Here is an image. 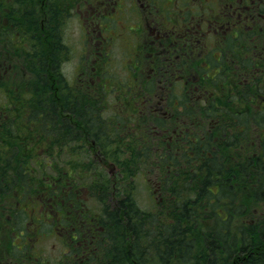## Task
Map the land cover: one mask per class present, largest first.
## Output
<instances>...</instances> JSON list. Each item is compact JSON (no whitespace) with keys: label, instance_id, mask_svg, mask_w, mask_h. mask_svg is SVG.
<instances>
[{"label":"trees","instance_id":"trees-1","mask_svg":"<svg viewBox=\"0 0 264 264\" xmlns=\"http://www.w3.org/2000/svg\"><path fill=\"white\" fill-rule=\"evenodd\" d=\"M35 4L0 0V84L7 87L0 90V264L46 261L34 253L43 230L68 250L49 264H264L262 248L252 246L264 238V73L251 71L247 57L234 68L250 49L246 41L168 55L186 70L165 71L163 63L149 78L140 74L138 89L119 83L104 94L67 80L60 63L69 46L53 34L60 17ZM11 49L22 56L3 51ZM7 52L18 65L9 70ZM103 95L130 107L105 118ZM152 97L157 112L144 105ZM73 127L114 160L115 177L88 151H65ZM104 143L116 148L105 151ZM139 175L155 184L151 205L137 198ZM227 237L259 252L238 262L220 251Z\"/></svg>","mask_w":264,"mask_h":264},{"label":"flooded vegetation","instance_id":"flooded-vegetation-1","mask_svg":"<svg viewBox=\"0 0 264 264\" xmlns=\"http://www.w3.org/2000/svg\"><path fill=\"white\" fill-rule=\"evenodd\" d=\"M35 1L46 3V0ZM49 3L55 6L54 14L60 17L58 32L53 34L61 39V24L66 25L69 18L74 17L79 20V24L81 22L83 32L80 35L89 44V53L83 56V62L91 57V69L79 60L74 73L77 77L74 81L69 80L77 88L84 85L94 92L98 88L106 91V85H110V82L103 72L112 57L109 42L122 40L127 43V39L133 40L129 45L133 46L131 59L134 60V69L141 74L146 72L148 77L160 71L163 63L167 66L165 71L183 72L186 70L185 62L172 63L179 65L172 66L168 55L179 59H183L188 52L204 55L212 40L215 39L216 48L228 37L238 41L241 38L250 47L246 54H238L234 59L236 71L244 66L241 59L247 57L248 62H253L250 65L251 71L264 73V0H143L138 3L140 10L136 13L128 11V0H50ZM63 15H66L65 20ZM128 15L137 18L136 23H127ZM239 30L245 33H239ZM89 41H94V45ZM82 75H86V78ZM5 78L6 72L2 71L0 61V81ZM167 84L171 86L172 82ZM164 85L161 88H165ZM4 88L7 89L0 84V89ZM106 98L102 97L101 100L106 101ZM151 103L150 109L157 112L158 97H154ZM74 117V114L68 116L72 126L77 124ZM67 135L70 136L67 141L68 151L84 149L82 144L77 148L73 146L74 141L80 140L75 127ZM62 142L67 145L64 140ZM255 247H263L264 253V243L260 242ZM242 259L247 260L248 256Z\"/></svg>","mask_w":264,"mask_h":264},{"label":"rangeland","instance_id":"rangeland-1","mask_svg":"<svg viewBox=\"0 0 264 264\" xmlns=\"http://www.w3.org/2000/svg\"><path fill=\"white\" fill-rule=\"evenodd\" d=\"M143 0H128L129 2V12H133L136 13V11H139V2H142ZM37 7H39L38 5H36ZM46 10V9H45ZM72 18V19H71ZM69 18L68 22L66 23H62V29H60V32H62L61 34V39L60 41L66 45L69 46V59H66V62H63L62 65V70L63 73L65 74L66 78L68 80H72L74 81L75 78L77 77V75L75 76V66L76 63L80 60V62L82 63H86V67L89 68V66L91 65V57H89L88 60H85L83 62V56L88 54V48L89 44H87V42L81 37V33L83 32V29L81 30V22L79 24V20H76V18L71 17ZM134 18V19H133ZM128 19L127 23H129L131 21L132 24L136 23L134 16H130L128 15ZM133 19V20H131ZM210 29H212L211 27H209ZM207 29V28H206ZM206 33H204L202 35V38H204ZM58 40V39H57ZM204 40V39H203ZM133 40L131 39H127V43H124V41H120V40H116L113 42H109V46H110V52H111V62L106 64V70L103 72L105 74V76H110L114 81H117L118 79H124V77H126V68H125V63L129 62V58H127L131 53H132V47L131 45H129V43H131ZM59 42V41H58ZM89 43L93 46L94 45V41H89ZM198 43V42H197ZM195 43V44H197ZM86 46V47H84ZM108 46V47H109ZM146 50V48L144 49V51ZM14 65L16 64L14 62V60H12V58L8 59V62L5 64V68L7 70H9L10 65ZM17 65V64H16ZM18 66V65H17ZM77 68V66H76ZM87 69V68H86ZM91 69V67L89 68ZM75 76V77H74ZM81 77L86 78V75H82ZM102 106V105H101ZM104 114H106V112H104ZM104 142H107L108 140H103ZM94 142V143H93ZM83 145L82 147L84 149H86L87 151H89L92 155L94 160H96V162L100 165L103 166V168L112 175V178L115 177V170L117 171L116 168V164L114 162V160H112L111 158L107 157L106 155L102 154V152L99 150L98 146L95 145V141L94 139H80L78 142L73 143V146H75L74 148L79 147V145ZM104 148L106 149L105 151H110L116 148V143H104ZM102 149V148H101ZM79 150V149H77ZM76 151V150H73ZM118 152H120V150H118ZM107 153V152H106ZM91 155V156H92ZM142 176V175H141ZM140 175L136 178V192H137V198L140 200L141 204L143 206H148L151 205L153 201H150V199L152 200L153 198H157L158 194L157 191L155 189V184L153 182H151L150 184H147L145 181V178L141 177ZM151 180H154V178L152 177ZM151 191H154V193H152ZM84 196L86 197L85 199H87L89 196H86V194L84 193ZM152 197V198H150ZM259 211H263L262 208L259 209ZM256 229V227H254ZM43 234L40 236L39 238V242L37 243V247H35L36 249L34 250V253L36 254V256L38 258H40L39 256L44 255V257H48V259L43 260L40 259V263L41 264H49L50 262H52L55 258L57 257H61L65 252H67V248L64 246V244L62 243L61 239L57 236V234H55L53 231H44L43 230ZM228 240L226 241H221L219 243L220 245V251L225 254V253H232V258H238L239 260H241V256L243 254L245 255H249L248 253V249L249 247L246 246L244 248V251H240L241 247H240V243L238 240H234V242L232 241V239L230 237H227ZM248 243V242H246ZM227 244L230 247V251H227L224 249V245ZM238 250V251H236ZM236 251V252H235ZM261 251H263V249H261ZM243 252V253H242ZM37 260V258H36ZM234 262V259H233ZM233 262L231 264H233Z\"/></svg>","mask_w":264,"mask_h":264}]
</instances>
